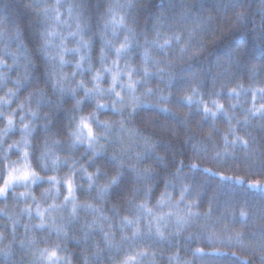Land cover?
<instances>
[{
    "label": "clouds",
    "instance_id": "obj_1",
    "mask_svg": "<svg viewBox=\"0 0 264 264\" xmlns=\"http://www.w3.org/2000/svg\"><path fill=\"white\" fill-rule=\"evenodd\" d=\"M0 264H264V0H0Z\"/></svg>",
    "mask_w": 264,
    "mask_h": 264
}]
</instances>
